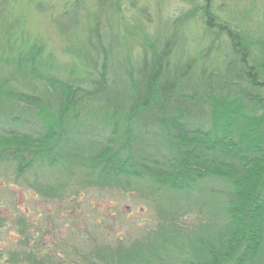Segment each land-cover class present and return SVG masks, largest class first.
<instances>
[{
  "label": "trees",
  "instance_id": "1",
  "mask_svg": "<svg viewBox=\"0 0 264 264\" xmlns=\"http://www.w3.org/2000/svg\"><path fill=\"white\" fill-rule=\"evenodd\" d=\"M179 1L156 26L139 0H63L60 66L21 33L20 0H0V189L133 192L153 220L114 241L61 238L56 260L16 218L0 263L264 264V26Z\"/></svg>",
  "mask_w": 264,
  "mask_h": 264
},
{
  "label": "rangeland",
  "instance_id": "2",
  "mask_svg": "<svg viewBox=\"0 0 264 264\" xmlns=\"http://www.w3.org/2000/svg\"><path fill=\"white\" fill-rule=\"evenodd\" d=\"M139 2L149 6L156 26L162 23V13L173 15L185 7L179 0ZM213 6L224 19L236 17L237 12L251 11L254 27L264 26V0H214ZM17 10L20 32L25 38L31 42L40 41L60 66L68 65L71 60L64 53L54 26V20L63 11V0H20ZM190 32L193 42L201 38L197 26H192ZM135 195L133 192H98L86 186H75L63 200L45 201L29 188L13 184L3 187L0 189V214L14 220L0 231V250L6 260L3 262H7L9 253L18 250L16 242L22 237L15 225L16 218L24 219L29 235L34 237L32 243L42 247L40 253L46 249L56 260L66 258L62 249L56 248L61 238L74 244L79 236L87 234L94 236L97 243L139 235L142 228L152 227L153 220L149 206Z\"/></svg>",
  "mask_w": 264,
  "mask_h": 264
}]
</instances>
